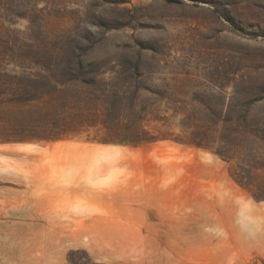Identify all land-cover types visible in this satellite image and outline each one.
I'll list each match as a JSON object with an SVG mask.
<instances>
[{"label":"rangeland","instance_id":"obj_1","mask_svg":"<svg viewBox=\"0 0 264 264\" xmlns=\"http://www.w3.org/2000/svg\"><path fill=\"white\" fill-rule=\"evenodd\" d=\"M45 55L102 64L133 110L0 125V264H264V0H0V60Z\"/></svg>","mask_w":264,"mask_h":264},{"label":"trees","instance_id":"obj_2","mask_svg":"<svg viewBox=\"0 0 264 264\" xmlns=\"http://www.w3.org/2000/svg\"><path fill=\"white\" fill-rule=\"evenodd\" d=\"M24 46L44 51L60 49L45 43ZM8 64L21 71L4 70ZM100 65L80 56L0 60V125L18 133L14 140L48 142L116 123L130 114L134 101L115 91L113 80L101 77Z\"/></svg>","mask_w":264,"mask_h":264},{"label":"bare ground","instance_id":"obj_3","mask_svg":"<svg viewBox=\"0 0 264 264\" xmlns=\"http://www.w3.org/2000/svg\"><path fill=\"white\" fill-rule=\"evenodd\" d=\"M164 261H165V262H172V261L174 262V261H176V260H175L174 258H172V257H167V258L164 259ZM154 263H155V262H154Z\"/></svg>","mask_w":264,"mask_h":264}]
</instances>
